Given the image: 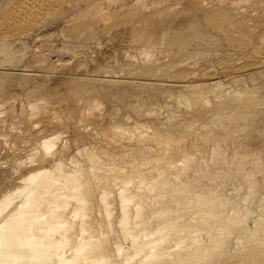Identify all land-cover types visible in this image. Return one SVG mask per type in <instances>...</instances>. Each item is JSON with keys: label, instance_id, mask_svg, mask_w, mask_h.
Returning a JSON list of instances; mask_svg holds the SVG:
<instances>
[{"label": "bare ground", "instance_id": "obj_1", "mask_svg": "<svg viewBox=\"0 0 264 264\" xmlns=\"http://www.w3.org/2000/svg\"><path fill=\"white\" fill-rule=\"evenodd\" d=\"M263 14L264 0H19L4 10L0 264H264V235L255 226L235 242L244 230L237 208L226 215L220 187L208 183L235 177L257 188L245 158L264 118V82H208L190 60L203 33L255 28L263 38ZM51 35L54 50L90 57L96 76L118 78L125 91L94 85L70 64L48 71L40 56ZM171 78L193 83L165 95L176 110L141 108L135 82ZM228 146L235 156L220 158Z\"/></svg>", "mask_w": 264, "mask_h": 264}, {"label": "rangeland", "instance_id": "obj_2", "mask_svg": "<svg viewBox=\"0 0 264 264\" xmlns=\"http://www.w3.org/2000/svg\"><path fill=\"white\" fill-rule=\"evenodd\" d=\"M17 1L19 0H0V14L3 13L4 10L6 11L7 9H11L12 6ZM247 11L244 12L245 14L244 17H246V19L244 18V22L246 21L245 27L249 28V25L252 24L251 15L253 14V12L250 11V9H248ZM259 20L261 21L259 23L260 24L259 27L264 28V14L262 15L261 18H259ZM57 21L49 24V26L47 25L48 26L47 28L50 27L51 29L53 26L54 28H56L64 24V19L63 20L59 19ZM104 25H106V23H104ZM258 34H259V31L256 33L255 28H250L246 30L245 33H242L241 36H233V37L215 36L214 38H209L208 33H203L201 34L202 36L199 35L198 44L195 45L193 52L190 54V57L192 58L190 60L196 63V72H198L197 77H199L200 79L205 78L208 82L221 81L225 84H229V86H233V88L252 89V87H255V86L257 87L258 85H260V83H263L264 82V37L258 38L260 37L258 36ZM81 35L82 37L86 36V34L85 33L83 34V32ZM13 37L15 39L21 38L19 35L13 36ZM54 37L55 35H51V37H48L45 40L46 42L44 41L45 42L43 43L44 52H42L40 56V58L42 59L41 62L43 63L44 66H47L48 71L51 70L50 72H53L54 67H56V69L60 67L61 69L63 67L70 66L68 70L70 71L74 70L76 73L85 75V78L87 79V81L91 80L94 85H97V86L101 85L104 87L108 86L109 90L110 88L114 89V92L118 90L120 93H123V91H125L123 81L117 82L118 78L114 79V78L104 76L106 74L109 75L108 73H103V76L102 74L100 76H96L97 69H96V66H94L95 64H93V61L90 57L85 56L83 59H81V57L80 58L78 57L77 59V57L75 58L72 53H71L72 56H70L69 55L70 53L68 54L65 50L63 51L60 49H56L57 51L54 50L55 43H53L54 39L52 40V38ZM3 38L4 36L0 34V46L7 49L9 47L8 42L7 43L5 41L3 42ZM109 43L112 44V41H109ZM28 44L29 45H28V48H26L27 52H26L25 57L31 56V53L34 50V47L30 43ZM67 54L70 57H67L68 56ZM70 60L76 63L75 65V63L73 62V65H75L76 67L71 64L72 61L69 62ZM65 61L67 64L65 63ZM41 62H38V64H40ZM77 62L80 64L78 65ZM71 65L73 66L72 69H71L72 67ZM30 69L36 70L37 67L32 66ZM93 72H96V74ZM235 80H238V81H235ZM135 84H136L135 93L137 95H145V96H137V97H135L134 95L132 96V97H135V99L140 98L139 103H140V106H142L141 108L143 109L152 108L155 106L156 102H161V103H167L169 106L173 107L176 110V107L174 103L172 102V100L170 101L168 98L165 97V95L168 92L184 90L187 88L188 85L193 84V83L183 81L180 79L171 78V81L170 79L139 80L135 82ZM85 95L93 96V93L92 94L85 93ZM257 95L264 96V90L262 91L258 90ZM95 96L98 97L97 100L99 101H103L105 99L104 91H101L100 94H96ZM115 101L118 102V100L116 99ZM105 106H107V104ZM254 130H255L254 133H255L256 144L250 148V150H253V151L251 152L249 151L250 153L249 159L248 157H246L245 159L246 161L249 160L250 163L247 162V164H250L248 165V167L249 169L250 168L252 169L251 171L249 170L250 171L249 178L253 179L257 183L256 186L258 189L256 187H248L247 182L242 181L241 179L239 180V178H235V177L230 178L227 182H225L226 184L224 183L221 184L219 182L220 180L219 181L211 180L208 182V183L216 182L217 183L216 186L220 187V189L218 188L220 191V194H222V197L226 198L227 202L224 203L226 215L232 214L233 209L237 208L236 210L238 214L236 216L237 218L239 217V219L241 220L244 230L235 229L237 230L236 232L233 233V236H234L233 240L235 242L240 236V234L244 236L243 232L245 231L253 232V230L255 229V226H257V231L259 232V234L264 235V176H263L264 175L263 173L264 171L263 170L264 169V146H263L264 145V118L260 119V121L255 124ZM67 135L70 140L74 138L75 131L72 125L68 129ZM207 148L209 149V145L206 147V151H204L203 154H205L206 157L207 156L209 157L210 156L209 154L211 153V151L208 150ZM221 149L220 150L222 154L220 155V158L224 155L232 156L231 154L235 156L233 152L234 151L233 146H228V148L222 147ZM227 149L231 151H228L229 152L228 153ZM253 154L258 156L259 163H253L254 161H252V158L250 157L251 155L253 156ZM258 164L261 165V167L263 166L262 167L263 171L260 169L261 167L259 168ZM253 165H254V169L252 168ZM255 167H257V169ZM258 220L259 222H257Z\"/></svg>", "mask_w": 264, "mask_h": 264}]
</instances>
